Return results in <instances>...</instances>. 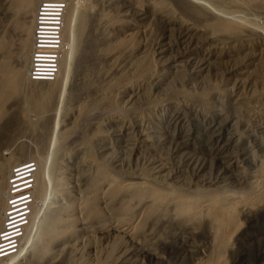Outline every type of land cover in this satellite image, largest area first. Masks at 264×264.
Here are the masks:
<instances>
[{
	"label": "rangeland",
	"instance_id": "obj_1",
	"mask_svg": "<svg viewBox=\"0 0 264 264\" xmlns=\"http://www.w3.org/2000/svg\"><path fill=\"white\" fill-rule=\"evenodd\" d=\"M68 1L73 31L83 10L87 23L67 45L65 59L71 60L50 107L41 115L27 92L13 87L2 99L0 163L10 157L17 163L12 160L5 172L0 198L12 167L29 159L41 163L47 185L20 245L25 257L16 264L212 260L222 233L211 223L207 203L189 224L171 199L157 202L161 207L152 212L149 201L124 192L112 197L99 170L104 162L128 182L147 175L176 190L233 195L240 210L222 245V264H264V192L248 196L264 167V0ZM21 11L14 0H0V79L10 65L25 64ZM33 20L27 23L31 38ZM224 21L237 29L215 31L214 24ZM30 83L36 90L49 86ZM59 214L72 219L70 232L39 258L44 223ZM123 223H134V232L113 229Z\"/></svg>",
	"mask_w": 264,
	"mask_h": 264
},
{
	"label": "bare ground",
	"instance_id": "obj_2",
	"mask_svg": "<svg viewBox=\"0 0 264 264\" xmlns=\"http://www.w3.org/2000/svg\"><path fill=\"white\" fill-rule=\"evenodd\" d=\"M40 1L41 0H14V5L16 6V10H18V12L20 10H22L21 11L22 14L24 13V16H23L24 17V21H25L24 23L26 24L25 26H22L23 27L22 28V31L24 33H23V35H21L22 36L21 37V48H22V50L20 51L21 56L25 60V64H24V66L22 68L19 67V69L10 67L11 66L10 65L7 68V74L5 75V77L2 78V79H0V89H1V92H0V111H2L3 106H4V104H3L4 101L3 100L6 99L5 97L10 96V92L12 91V89H11V91L9 92L10 87H13L14 88L13 91L15 89H17L18 91L25 90V92H27V94L30 96V98L29 97L28 98L31 99V102L33 104L32 105L31 103H29L30 106L31 107L34 106L35 108H37L39 110V113L41 115L44 114L46 112L47 108L50 107L49 105H51L50 103L53 100L54 92H56V90L58 89L57 84L60 81V78L64 75V70H66L65 68H68L69 67L68 66V60H71V59H68L67 60L65 58H67L68 56H66V57L64 56V58L62 60V63H61V69H60V73L58 75V78L55 81H45L49 86L46 87V88L38 89V90H36V88H34L33 86H30V84H31L30 82H32V81H30L29 79H26V77H24V76H26L25 73L28 71V68H29V63H30L29 62L30 61L29 58H30V54H31L30 51L32 49V38H33V36L31 38V27H30V25L28 26L27 23L28 22H32V20H33L32 17H34V14L33 13H34V11H36V9H37L38 4H39ZM64 1L67 3V10H66V15H65L64 37H65L66 45H68V43H69L70 46L72 47L73 46L72 44H73V42L75 40L74 37H75V34L77 33V31L80 30V32H81L85 28L86 23H87V17H86V15L84 13V10H83L80 13L81 14L80 15L81 17L79 16L80 17V23H79L80 25L77 27L78 29L76 30V33H75V30L73 31V22H74V19H73V22H71V18H72V13H71L72 10L71 9L73 7H71L72 5L70 6L68 0H64ZM197 2H198V0H197ZM73 17H74V14H73ZM66 21H67V28H66ZM214 28H215V31H220V30H234V29H237V26L234 23H232V22H226V21H224V22H217L216 24H214ZM74 47H75V43H74ZM66 52H67V50H66ZM69 53H71V52H69ZM68 58H70V57H68ZM39 82H43V81H39ZM65 82H66V77H65ZM90 140H92V139L88 138L87 142H89ZM91 143H92V141H91ZM90 155H92V154H90ZM10 158H11V160H10ZM10 158H9V161H7V162L4 161L5 163H3V164L0 163V192L2 191L1 189L4 188L3 185H4V177H5L6 170L11 167V165L13 163L11 161L13 160L15 162L16 159H17L16 157H14V158L10 157ZM39 161H41V160H39ZM261 162H264V161H261ZM16 163L17 162H15L14 164H16ZM99 164H101V165H99ZM99 164L98 165H99L100 173H102L103 176H105L106 179L108 180V181L107 180L106 181L111 184L110 194H111L112 197L117 196L118 193L120 195L121 192H124L125 194H128V195H125V196H128L129 197V195H131L132 198H133V196L135 198L137 197L143 203L146 202V201H149V204L150 205L151 204H154L153 205L154 208L152 209V212L156 208L157 209H160V208H158V206L161 207V205L156 204L157 202L158 203L159 202L165 203V201H167V199H171L173 201V203H175V206L177 207V210L180 212V215L182 216L183 214H187L189 216V218H190L187 223H189V224L191 223L192 224V222L194 221L193 219H195V216H196L197 212L199 211L200 207L202 206V203H203V205L205 203H207L206 205H207V212H208V214L206 213V211H204V213H206L209 216L211 215L210 217L211 218L213 217L215 219L214 220L215 222H211V223H213L214 225H216V229L218 231V234L222 233L221 234L222 235V240L221 239L219 240L216 237H214L218 241H222V242H218L217 241L218 243H221V245H220V247L216 251L214 250L215 254H214L212 260L210 262H208L207 264H209V263L210 264H222V258H223V251H222V248L223 247H222V245L224 244V242L226 241V239L229 238V236L231 234L232 225H234V223L237 224L236 223L237 222L236 221V219H237L236 210H237V208L239 206V203H238V201H236V198H234L233 195H230V194H227V193H224V194L222 193V195L220 194L218 196L217 195L212 196V194H211L210 191H207L208 193H206V192H202V191L191 192V191H187L188 189L187 190H184V191H182V190H176V189H180V187H178V188L176 187V189H173L172 188L173 186H170L171 188L168 187V186L167 187H164L165 185L164 186H161V184H159L160 182L157 183L158 180L157 181L153 180L154 179L153 177H152L153 179L147 178V175H146V177H143V176H141L142 178L139 177L140 178L139 181H136V182H133V181L132 182H128L126 179H124V180H122L120 178L118 179V177L116 175H114L113 172H111V168H109L108 165H107L108 167L104 165L105 162H104V164H102V163H99ZM38 166H39V169H37L38 171H36V177H35V194H34L35 200H36V198L39 197L40 194H43L45 192V189H46V186H47L46 183H45V181L42 178V175H41V173H42L43 170H42V166H41V163L40 162H38ZM39 170H40V173H39ZM149 177H150V175H149ZM191 189H192V187H191ZM203 189H205V188H203ZM227 190H229V189H227ZM218 191H221V190H218ZM218 191L216 190V192H218ZM237 191L235 193H237ZM240 191H242V190H240ZM248 191H250V193L248 194V196L250 197V199L253 197L252 194H255L256 192H260V193L261 192H264V167L262 168L261 172L257 175V177H255L251 181V186L248 188ZM214 192H215V190H214ZM218 193H220V192H218ZM255 195H257V194H255ZM1 198L3 199V201H2ZM1 198H0V206H2V204L4 203V201H6L5 198H3V196H1ZM88 198H87V200L89 202H88L87 207L88 206L93 207L94 206L93 205L94 202L90 201V199H88ZM253 199H255V198H253ZM129 200L127 202H130ZM257 200H258V197H257ZM253 201H255V200H253ZM128 204L129 203H127L126 205L128 206ZM244 204H246V202ZM163 205H165V204H163ZM129 206L131 207V204ZM166 206H168V205H166ZM175 206H174V208H175ZM33 207L36 208L35 206H33ZM2 208H3V206H2ZM34 208H33V212H34ZM93 208H92V210L94 212L95 209H93ZM127 209L128 208H126V206H125V210H127ZM3 210H4V208H3ZM3 210H2L1 216H0V228L1 229H2L3 224H4V217H3V212L4 211ZM89 211H90V207H89ZM120 211H121V209H118L117 212L120 213ZM150 211H151V209H150ZM202 211H203V209H202ZM33 212H32V214L30 216V220L33 217ZM165 213H166V211H165ZM198 215H200V213ZM202 215H205V214H202ZM186 217H185V220L187 221V218ZM197 217H201V215L200 216H197ZM207 217L208 216L205 217L207 220H204V221H208L209 220V217L208 218ZM53 218L54 217L53 216L51 217V215H50V217L47 219L46 223H44L45 226L43 228V233H42V237H41L42 250H41V252L38 255L39 258H42V257H44L45 254H47V252L51 249L50 247H51L52 241L56 237L65 235L66 233H69L70 232L69 227L72 226L71 225L72 224L71 222H73V221H71L72 219L71 220H68V218L67 219H64V217L61 214L58 215L57 219H53ZM66 220H68L70 222H67ZM202 221H203V219H202ZM209 222H210V220H209ZM205 223H207V222H205ZM57 224H59L61 227L56 229V225ZM117 224H115V226H113V229L116 230V231H118V232H120V233H123V234H131L135 230L134 223H130V224H124L123 223L122 225L119 224L118 226H117ZM210 226H212V224ZM237 226H239V225H237ZM27 227H28V224L25 227L24 234H23L24 237L22 238L21 243L23 242L24 238L27 235ZM201 227H202V225H201ZM212 228H214V227H212ZM216 229L214 228V230H216ZM54 230H57L56 233H53ZM0 232H1V230H0ZM96 232H97V230H96ZM232 233H234V232H232ZM28 234H29V231H28ZM133 237H134V235H133ZM26 251H27V248L23 245V246H21V248L19 247V249L17 250V252H15L14 254H11L8 257L6 256V257H3L2 259H0V264H16V263L20 262L25 257ZM108 259L100 260V261H96V262L91 261L90 263L87 262V261L86 262L89 263V264H107V262H108L107 260ZM81 261H83V259Z\"/></svg>",
	"mask_w": 264,
	"mask_h": 264
},
{
	"label": "built area",
	"instance_id": "obj_3",
	"mask_svg": "<svg viewBox=\"0 0 264 264\" xmlns=\"http://www.w3.org/2000/svg\"><path fill=\"white\" fill-rule=\"evenodd\" d=\"M67 3L41 0L34 14L33 38L27 77L32 82L55 81L66 54L64 37ZM37 159H29L9 172L5 189L6 207L0 232V259L17 252L35 206Z\"/></svg>",
	"mask_w": 264,
	"mask_h": 264
},
{
	"label": "water",
	"instance_id": "obj_4",
	"mask_svg": "<svg viewBox=\"0 0 264 264\" xmlns=\"http://www.w3.org/2000/svg\"><path fill=\"white\" fill-rule=\"evenodd\" d=\"M191 1H193L195 4H197L198 2H197V0H191Z\"/></svg>",
	"mask_w": 264,
	"mask_h": 264
}]
</instances>
